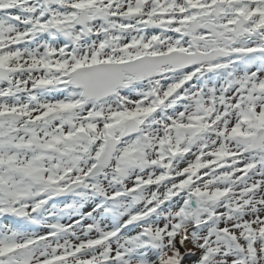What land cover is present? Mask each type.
<instances>
[{"label": "snow or ice", "instance_id": "6c2138e0", "mask_svg": "<svg viewBox=\"0 0 264 264\" xmlns=\"http://www.w3.org/2000/svg\"><path fill=\"white\" fill-rule=\"evenodd\" d=\"M0 264H264V0H0Z\"/></svg>", "mask_w": 264, "mask_h": 264}, {"label": "trees", "instance_id": "16d2710c", "mask_svg": "<svg viewBox=\"0 0 264 264\" xmlns=\"http://www.w3.org/2000/svg\"><path fill=\"white\" fill-rule=\"evenodd\" d=\"M58 206H60V205H58ZM31 230L32 231H41V232L44 231V229L42 227H35V226H33Z\"/></svg>", "mask_w": 264, "mask_h": 264}]
</instances>
